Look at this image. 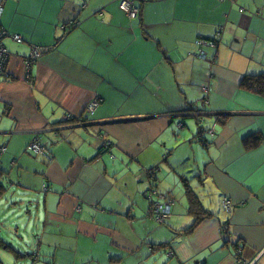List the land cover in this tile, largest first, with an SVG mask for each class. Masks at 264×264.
Returning a JSON list of instances; mask_svg holds the SVG:
<instances>
[{
  "label": "crops",
  "instance_id": "obj_1",
  "mask_svg": "<svg viewBox=\"0 0 264 264\" xmlns=\"http://www.w3.org/2000/svg\"><path fill=\"white\" fill-rule=\"evenodd\" d=\"M0 4V232L22 233L14 251L0 241V264L256 259L264 94L240 82L264 76V0H134L135 19L120 0ZM37 47L47 51L25 68ZM199 108L222 114L204 117L213 135L202 144L178 127H193L186 115ZM37 137L49 159L27 150ZM189 171L204 182L190 183L198 197L182 185ZM223 197L236 205L229 216ZM156 203L170 204L163 221Z\"/></svg>",
  "mask_w": 264,
  "mask_h": 264
},
{
  "label": "built area",
  "instance_id": "obj_2",
  "mask_svg": "<svg viewBox=\"0 0 264 264\" xmlns=\"http://www.w3.org/2000/svg\"><path fill=\"white\" fill-rule=\"evenodd\" d=\"M219 1L233 2L234 0H219ZM119 8L130 19H135L139 14V10L137 9L136 5L134 4V0H120ZM1 12H2V6L0 4V15H1ZM240 13H243V9H240ZM5 35H6V32L0 29V39ZM12 39L17 43L22 42L20 36H18V35H12ZM45 51H47V49L45 47L34 48L31 52L30 56L24 60L25 68H27V69L31 68L33 63L37 59H39ZM0 58L2 61H6L8 59V54H7L6 50L1 45H0ZM4 70L5 69L3 67H1L0 72H3ZM98 104H99L98 99L92 100L86 109L87 113L92 115L94 113L95 109L97 108ZM27 150L29 152L36 153V154H44V151L40 145L38 138H35L32 142H30V145L28 146ZM1 151H4V149H1ZM44 155L47 156L48 158L50 157L46 152ZM220 206H221V210L223 211V213L226 216H229L232 213V211L236 205L229 198L223 197L221 199ZM152 212H153V216H155V219L157 221L158 220L163 221L169 216V214L171 212L170 204H163L162 205V204L156 203L152 207Z\"/></svg>",
  "mask_w": 264,
  "mask_h": 264
},
{
  "label": "water",
  "instance_id": "obj_3",
  "mask_svg": "<svg viewBox=\"0 0 264 264\" xmlns=\"http://www.w3.org/2000/svg\"><path fill=\"white\" fill-rule=\"evenodd\" d=\"M6 64H7V62H6ZM191 112H192V114L191 115H186V117L188 118V119H191V120H193V122H194V125H193V127H189V126H187V124L186 123H181V126H180V128H179V130H186V132H188V133H190V136H191V139H190V141H194V142H196V143H199V144H202V142H205V138H203V135L205 134V132H206V126L204 125V117H207V116H214V117H217V116H219V115H222V114H220V113H216V114H208L209 112H207V111H205V112H203V110L202 109H192L191 110ZM186 118V119H187ZM175 137H177V136H175ZM195 156V155H194ZM158 172V171H160V169L159 168H157L156 170H155V172ZM191 172L192 171H189L186 175H188L190 178H185V179H183L182 178V185H183V187H184V189H185V192L186 193H191L192 195H194L195 197H198L197 195H196V193L194 192V189H192L191 188V185H190V183L193 181V180H198V176H199V174L198 175H192L191 174ZM198 184H199V187H201L202 189L204 188V182L203 181H199L198 180ZM198 205H199V207H200V209H202V205H201V203H199V199H198ZM4 240L5 239H3V240H1L0 239V241H3L4 242ZM6 241V240H5ZM4 243H6L11 249H12V251H14L15 249H14V246L12 245V243L10 242V243H8L7 241L6 242H4Z\"/></svg>",
  "mask_w": 264,
  "mask_h": 264
},
{
  "label": "trees",
  "instance_id": "obj_4",
  "mask_svg": "<svg viewBox=\"0 0 264 264\" xmlns=\"http://www.w3.org/2000/svg\"><path fill=\"white\" fill-rule=\"evenodd\" d=\"M240 87L247 90H253L256 93L264 94V76H245L241 79ZM199 205H194L189 209V212L193 210L195 213L197 210L200 211ZM193 214V213H192ZM196 218V217H195ZM198 219L194 222L193 226L197 223ZM188 230V229H187Z\"/></svg>",
  "mask_w": 264,
  "mask_h": 264
},
{
  "label": "rangeland",
  "instance_id": "obj_5",
  "mask_svg": "<svg viewBox=\"0 0 264 264\" xmlns=\"http://www.w3.org/2000/svg\"><path fill=\"white\" fill-rule=\"evenodd\" d=\"M205 126H206V124H204ZM0 208H1V206H0ZM0 216H1V213H0ZM27 229V227L25 226V225H23V228L22 227H20V230H26ZM18 229H14L12 232H4V233H1L0 232V239L1 240H3V239H5V240H7V242L8 243H17L20 239H19V237H22V233L21 234H19V235H17V236H15V232L17 231ZM19 236V237H18ZM0 250H2V249H0ZM0 255H1V261H3V257H4V259H6V257H7V254H5L3 251H0Z\"/></svg>",
  "mask_w": 264,
  "mask_h": 264
},
{
  "label": "bare ground",
  "instance_id": "obj_6",
  "mask_svg": "<svg viewBox=\"0 0 264 264\" xmlns=\"http://www.w3.org/2000/svg\"><path fill=\"white\" fill-rule=\"evenodd\" d=\"M93 100V99H92ZM92 100H90L89 101V103L87 104V107H88V105L90 104V102L92 101ZM99 105V104H98ZM98 107V106H97ZM87 109V108H86ZM182 115H184V114H182ZM183 118V117H182ZM182 123V122H181ZM181 123H179L178 124V127L180 128V126H181ZM208 129V128H207ZM206 129V132L205 133H207V134H209L210 136H212L213 135V132L209 129V130H207ZM38 138V137H37ZM38 140H39V138H38ZM29 145H30V143H29ZM106 148V143H105V146H102V148ZM46 158L47 159H49L47 156H46ZM264 254V250L262 251V252H260L259 254H257V257H256V259L257 258H260L262 255ZM27 258H28V256H27ZM29 258H31V260L33 261V262H36L38 259H39V257H38V255L36 254V253H33V252H31L30 253V257ZM256 259L255 258H253L251 261H249L248 263H246V264H255L256 263ZM245 263V262H244Z\"/></svg>",
  "mask_w": 264,
  "mask_h": 264
}]
</instances>
